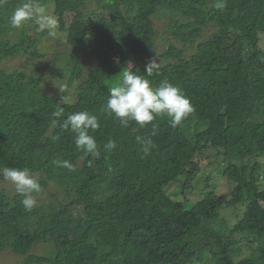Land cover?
Masks as SVG:
<instances>
[{
    "label": "trees",
    "instance_id": "16d2710c",
    "mask_svg": "<svg viewBox=\"0 0 264 264\" xmlns=\"http://www.w3.org/2000/svg\"><path fill=\"white\" fill-rule=\"evenodd\" d=\"M26 2L0 1V64L26 54L36 70L47 56L39 40L52 32L36 24L40 17L28 19L33 37L26 26H11ZM32 3L52 12L66 39L65 57L57 51L49 62L54 69L62 58L55 73L68 76L67 87L48 94L43 74L0 68V170L27 167L41 189L52 188L28 211L15 188L0 187V254L9 252L14 264H264V0ZM164 17L171 21L163 30L157 20ZM82 56L97 66L86 72ZM153 58L158 67L148 79L178 85L194 111L176 127L166 115L125 127L106 110L109 90L122 71L145 75ZM85 110L99 122L90 130L98 157L61 127ZM199 124L193 140L187 126ZM137 138L153 141L148 154ZM110 140L114 149L105 147ZM210 147V161L219 159L231 183L227 193L207 184L202 160ZM64 160L75 170L58 166Z\"/></svg>",
    "mask_w": 264,
    "mask_h": 264
},
{
    "label": "clouds",
    "instance_id": "9594fccd",
    "mask_svg": "<svg viewBox=\"0 0 264 264\" xmlns=\"http://www.w3.org/2000/svg\"><path fill=\"white\" fill-rule=\"evenodd\" d=\"M223 8V2L218 4ZM45 9L39 4L32 3V0L16 8L10 16V24L14 28L33 17H40L45 20L49 29L54 28L56 20L51 16H44ZM41 27H44L42 24ZM158 67V60L153 58L145 68V75L137 74L133 70L122 71V79L116 86L110 88L106 110L114 114L120 120L121 125L127 127L130 121L140 126L153 122L157 116L166 115L170 118L173 127L182 124V121L194 111L190 98L187 97L180 87L169 80H163L158 86L153 85L148 77L152 76L155 68ZM121 72V71H120ZM119 72V73H120ZM62 115V110L55 113ZM65 131L71 130L75 133L74 141L78 149H82L93 157H98L97 141L90 130L99 127L98 119L87 110L77 111L69 114L61 125ZM155 135V132H153ZM56 139V137H53ZM141 143L145 154H148L153 141L137 138ZM108 149L116 147L115 141L110 140L106 145ZM58 166L75 170L74 165L67 160L57 161ZM3 179L15 185L16 193L23 197L21 203L28 211L36 205L32 193L41 190L40 183L32 175L27 167H7L0 170Z\"/></svg>",
    "mask_w": 264,
    "mask_h": 264
},
{
    "label": "rangeland",
    "instance_id": "374dc122",
    "mask_svg": "<svg viewBox=\"0 0 264 264\" xmlns=\"http://www.w3.org/2000/svg\"><path fill=\"white\" fill-rule=\"evenodd\" d=\"M2 2H6V3H16V0H0ZM44 16H51L54 19L56 18L52 12H44ZM56 20V19H55ZM159 22L160 27H162L161 29H165L167 26V22L171 21L170 17H164L162 19L157 20ZM166 22V23H165ZM37 25H44V27H41L42 30L45 29L47 27L46 22L44 19L39 18L36 21ZM24 26H26L27 28H29L30 30L28 31L29 36L33 37L37 35V32L35 31V23L29 20H26L21 28H23ZM41 31V30H40ZM51 34H46V36H43L38 43V46L41 48V51L43 52H47V56L43 59H41L39 62H43L38 64L39 66H41V68L34 70L33 66L30 65L31 64V60L25 55H21L18 56L16 58L13 59H5L1 64H0V68L2 69H6V70H12V69H25L28 75L31 74H35L38 73L40 75L43 74L44 78L42 80V87L45 90L46 93L48 94H61L64 89L67 87V79L68 76L66 74H62V73H55V71L58 70L59 68V64L62 63V58L58 59L53 65L56 66V68L53 69L51 62H49V59L52 58V55L55 52H62V55H64V52H66V48H65V42L66 39L64 38V35L62 32H60L58 30V25H57V20H56V25L54 28H51ZM35 34V35H34ZM59 39H58V37ZM197 42L194 43V46L196 45ZM259 47L261 48V50H263L264 52V36L261 38L260 43H259ZM163 47L161 45H159V49H162ZM195 47H191L189 48L191 51L194 49ZM65 57V56H63ZM47 58V59H46ZM83 66L85 71L87 72L89 68H94L97 66V60L94 57H87V56H82L81 57ZM77 94V92L75 91V88L73 87L71 89V92H69V97L73 98L72 95ZM76 96V95H75ZM210 121L207 122L206 124L209 125ZM204 126V124H199L198 128L194 127L192 125H188L187 127L189 128L188 132L190 134V136H193L192 139L196 140V134L200 131H202V127ZM194 129V131H193ZM213 143V142H211ZM214 152L213 148L210 147L208 150H206L205 154H208L209 156L205 159L202 160L203 163V167L205 170H207L206 172L211 173L212 179H209L207 184L213 186V184L215 185V189L218 192H222V193H227L229 190V182L224 179L222 177V174L218 171V167H219V159L214 158L212 161L211 160V156H214V154L212 153ZM262 158H264V156H262ZM211 162V163H210ZM203 170V169H202ZM203 171L198 172L197 174V179H198V183H196L197 186L203 187L204 184H206L204 181L205 180V174L201 173ZM32 175L35 177V179L37 178L36 174ZM4 180V179H3ZM206 184V185H207ZM192 185V182H191ZM3 186H7L8 189H10L11 191L15 190V185L10 182V181H5V182H0V187ZM51 188V183L50 186L46 189H41L38 193H33L32 196L33 198L36 200L37 203H43L46 202L48 200V191H50ZM173 196H178L180 194V188L178 187V185L176 184H172L169 187L168 190ZM195 192L196 190L194 189L189 197V202L194 203L197 197H195ZM255 254H257V252H255ZM15 259L14 257L7 251L3 252L0 254V264H14Z\"/></svg>",
    "mask_w": 264,
    "mask_h": 264
}]
</instances>
